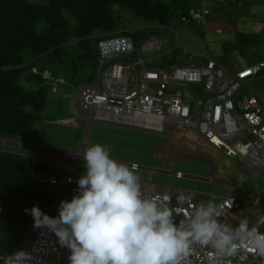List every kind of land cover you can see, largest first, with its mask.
I'll list each match as a JSON object with an SVG mask.
<instances>
[{
  "label": "built area",
  "instance_id": "1",
  "mask_svg": "<svg viewBox=\"0 0 264 264\" xmlns=\"http://www.w3.org/2000/svg\"><path fill=\"white\" fill-rule=\"evenodd\" d=\"M210 13L208 2L203 0L199 6L191 7L181 20L202 23ZM118 31L120 34L100 38L97 43L96 81L94 78L76 85L64 75L33 66L32 73L40 75L47 85V97L60 94L67 98L65 90L70 86L76 90L78 106L89 122L99 120L165 133L168 139L173 132L190 128L216 150L238 156L249 177L255 180L264 171V95L246 82L264 68V58L237 71L227 69L213 58L201 65H147L156 56L144 54L160 49L161 39L151 34L136 46L129 34ZM262 42L264 45V25ZM187 84H196L189 89L201 97L195 100L186 96ZM125 164L130 168L135 166L136 171L143 168L136 162ZM144 169L150 175L155 171L150 167ZM159 170L176 178L184 176L181 171L168 170L165 166ZM84 173L39 175V181L67 187L63 200L70 201L77 194V181ZM140 183L146 196L159 195L165 203L180 209L177 224L188 211L187 205L178 204L180 196H189L190 203L196 206L208 202L217 204L221 223L235 227L242 220L235 211L239 203L234 193L216 200L200 199L194 191L182 195L172 188L156 190L145 182ZM59 205L60 202L53 205L58 213ZM249 227L264 233V215L249 223ZM20 250L31 254L30 264H69V250L61 247L58 237L47 229H36L30 240L22 242L14 253ZM209 251L207 247L195 246L185 264H208ZM230 261L231 264H264V258L244 248Z\"/></svg>",
  "mask_w": 264,
  "mask_h": 264
},
{
  "label": "rangeland",
  "instance_id": "2",
  "mask_svg": "<svg viewBox=\"0 0 264 264\" xmlns=\"http://www.w3.org/2000/svg\"><path fill=\"white\" fill-rule=\"evenodd\" d=\"M218 1L216 7L210 6L211 13L202 23L182 21L177 15L180 7L172 2L170 5L176 15L166 25L145 23L130 12L120 13L119 23L130 30L138 44L151 34L161 39L160 49L144 54L145 57L156 56V60L148 61L147 65H201L211 57L227 69L237 71L263 59L264 0ZM65 16L69 25L73 26L75 19L68 13ZM217 28L220 32H217ZM118 34L120 32L115 31L95 35L106 38ZM68 45L71 54L76 56L78 48L75 42L69 41ZM53 67L54 65H47L49 69ZM25 73H21L19 81L26 87L37 86L35 79H24ZM97 74L96 68L84 70L85 80L82 83L91 82ZM246 83L264 95V68L255 77H248ZM195 85L187 84L185 93L196 100L201 96L189 89ZM240 90L250 92L248 88ZM65 91L69 95L67 98L60 94L47 97L42 119L33 122L30 137L0 135V151L12 150L42 159L48 168L43 175H65L68 172H85L83 151L91 144L99 143L119 162H136L155 169L165 162L166 169L191 175L178 179L168 173L152 174L155 182L182 189V195L194 190L216 199L234 193L240 204L237 213L243 220L250 223L264 214V171L256 176V180L250 178L238 156L216 150L190 128L175 131L168 139L165 133L99 120L89 122L78 106L76 90L66 86ZM19 141L33 145H23ZM38 146L53 152L43 151ZM135 174L140 178H148L150 175L147 169H139ZM47 188L55 198H65L67 187L47 185ZM254 200L258 205H252ZM48 215L56 217L58 212L52 206ZM29 240L30 238L26 241Z\"/></svg>",
  "mask_w": 264,
  "mask_h": 264
},
{
  "label": "trees",
  "instance_id": "3",
  "mask_svg": "<svg viewBox=\"0 0 264 264\" xmlns=\"http://www.w3.org/2000/svg\"><path fill=\"white\" fill-rule=\"evenodd\" d=\"M171 2L180 7L179 17L190 9L184 0H0V135L28 138L33 122L42 119L47 85L32 73L33 66L41 70L54 65L50 68L54 74L78 85L85 80L84 70L98 64L100 37L93 34L123 30L137 46L135 36L119 23L120 13L130 12L151 25H166L176 15ZM65 13L75 19L73 26ZM69 41L78 48L76 56L69 50ZM22 72H26L25 80L35 79L38 85H23L19 81ZM47 171V164L38 157L0 151V257L13 254L34 234L33 218L25 208L38 204L48 215L63 200L47 188L59 185L39 181V175Z\"/></svg>",
  "mask_w": 264,
  "mask_h": 264
},
{
  "label": "clouds",
  "instance_id": "4",
  "mask_svg": "<svg viewBox=\"0 0 264 264\" xmlns=\"http://www.w3.org/2000/svg\"><path fill=\"white\" fill-rule=\"evenodd\" d=\"M85 173L77 181V194L61 200L59 213L50 217L38 204L24 211L34 229H47L69 250V264H185L195 246L210 249L208 264H231L242 248L264 258V233L241 220L235 227L221 223L219 206H198L189 196L179 205L188 211L177 224L179 208L159 195H145L135 166L110 156L91 144L83 151ZM32 256L20 250L0 257L2 264H30Z\"/></svg>",
  "mask_w": 264,
  "mask_h": 264
},
{
  "label": "crops",
  "instance_id": "5",
  "mask_svg": "<svg viewBox=\"0 0 264 264\" xmlns=\"http://www.w3.org/2000/svg\"><path fill=\"white\" fill-rule=\"evenodd\" d=\"M185 1V5L188 7V8H191V7H197V6H199L200 4H201V2L203 1V0H184ZM207 2H208V6H209V8H210V10H211V7H216V5H217V3L219 2L218 0H206ZM218 1V2H217ZM231 1H234V0H231ZM241 0H239V2H240ZM211 6V7H210ZM218 29V28H217ZM216 29V30H217ZM262 44H263V42H262ZM200 49V51H201V48H199ZM209 58H211V57H209ZM246 67V66H245ZM242 69V68H241ZM245 73H246V71H245ZM49 98V97H48ZM19 142H21V141H19ZM21 143H23V145H28V146H30V145H33V144H31V143H25V142H21ZM39 147V146H38ZM39 148H41V147H39ZM23 149H26V148H23ZM43 151H47V152H53V150H50V149H48V148H41ZM26 150H28V149H26ZM167 153V152H166ZM166 156H167V154H165ZM165 156V157H166ZM162 166H165V162L163 163V165ZM161 166V167H162ZM143 168L142 169H144V167L145 166H142ZM155 169V168H154ZM154 172H161L160 170H159V168L158 169H155V171ZM153 172V173H154ZM152 173V174H153ZM163 173V172H162ZM183 173V172H182ZM150 174V173H149ZM184 174V176L182 177V178H185V177H191V175H188V174H185V173H183ZM151 176V177H150ZM171 177H173V178H176V177H174V176H172V175H170ZM251 178V177H250ZM178 179H181V178H178ZM256 180V179H255ZM140 181L141 182H145V183H147L148 185H151V186H153V188H155L156 190H161V189H164V188H172V189H175L176 190V192L177 193H179V194H181V190L182 189H180L179 187H175V186H171V185H165V184H160V183H157V182H155L153 179H152V175H149V177L148 178H140ZM189 191H194V190H189ZM194 192H196V191H194ZM196 194H197V196L200 198V199H202V198H204V199H211L210 198V196L208 195V194H201V193H197L196 192ZM229 194H232V193H229ZM226 195H228V194H226ZM204 196V197H203ZM225 196V195H224ZM223 197V196H222ZM220 197H218V198H216V199H219ZM216 199H212V200H216ZM238 203H239V201H238ZM252 205H258V202L256 201V200H254L253 202H252ZM240 209V204H239V206L236 208V213H237V211ZM237 215L239 216V218H241L242 219V217L237 213ZM264 214H262V215H260L259 217H257V218H255L253 221H251V222H254V221H256V220H258L259 218H262V216H263ZM243 220V219H242ZM250 222V223H251Z\"/></svg>",
  "mask_w": 264,
  "mask_h": 264
},
{
  "label": "water",
  "instance_id": "6",
  "mask_svg": "<svg viewBox=\"0 0 264 264\" xmlns=\"http://www.w3.org/2000/svg\"><path fill=\"white\" fill-rule=\"evenodd\" d=\"M93 35H95V34H93ZM52 49V48H51ZM50 49V50H51ZM49 51V50H48ZM47 52V51H46ZM46 52H44V53H42L41 55H43V54H45ZM41 55H39V56H37L36 58H34V59H32V61H34V60H36L38 57H40Z\"/></svg>",
  "mask_w": 264,
  "mask_h": 264
},
{
  "label": "bare ground",
  "instance_id": "7",
  "mask_svg": "<svg viewBox=\"0 0 264 264\" xmlns=\"http://www.w3.org/2000/svg\"><path fill=\"white\" fill-rule=\"evenodd\" d=\"M249 72V71H248Z\"/></svg>",
  "mask_w": 264,
  "mask_h": 264
}]
</instances>
